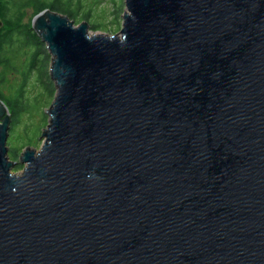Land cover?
Wrapping results in <instances>:
<instances>
[{
	"label": "water",
	"instance_id": "1",
	"mask_svg": "<svg viewBox=\"0 0 264 264\" xmlns=\"http://www.w3.org/2000/svg\"><path fill=\"white\" fill-rule=\"evenodd\" d=\"M124 3L32 19L56 94L18 175L0 101V264H264V0Z\"/></svg>",
	"mask_w": 264,
	"mask_h": 264
},
{
	"label": "rangeland",
	"instance_id": "2",
	"mask_svg": "<svg viewBox=\"0 0 264 264\" xmlns=\"http://www.w3.org/2000/svg\"><path fill=\"white\" fill-rule=\"evenodd\" d=\"M43 1L49 3L51 0ZM62 1L70 6L79 5L76 18L69 19L74 26L87 22L90 35L119 34L123 24L122 16L126 12L124 0ZM1 2L9 6L18 0H0V4ZM25 12L23 23L32 28L34 12L31 8H27ZM86 13L88 19L84 20L82 16ZM92 25L96 26L94 30L90 28ZM3 28L5 29L4 23ZM42 44L33 42L28 47L19 46L18 49H15L17 45L15 47L5 46L8 60L5 58L0 66V96L9 105L10 116L15 104L18 108L25 109L18 116L19 121L16 125L12 124V119H10L6 141L7 157L14 162L11 173L15 175L21 174L25 168V165L20 163L23 152L27 148L39 151L43 145L44 139L40 135L47 127L49 118L46 112L56 94L54 82L49 74L53 57L46 44L43 42ZM29 69L31 71L27 73Z\"/></svg>",
	"mask_w": 264,
	"mask_h": 264
},
{
	"label": "trees",
	"instance_id": "3",
	"mask_svg": "<svg viewBox=\"0 0 264 264\" xmlns=\"http://www.w3.org/2000/svg\"><path fill=\"white\" fill-rule=\"evenodd\" d=\"M27 8H31V10L34 12L33 16L38 14L40 11L47 9L57 14L61 13L63 14L61 16H65L68 19H73L77 16L79 5L76 4L70 6L68 3L63 2L62 0H51L49 3L43 0H18V2L12 3L9 6L6 5V3L1 2L0 19L3 20L5 29H0V66L4 63L5 58L8 60L4 49L5 46L15 47L17 45L15 49H18L20 47L22 48V46L28 47L33 42H39L42 44V40L36 31L29 25L23 23V18L26 14L25 10ZM82 17V19L87 20L88 14L86 13ZM90 28L91 30H94L96 26L92 25ZM30 71V69L27 70V73ZM26 75H24V77ZM0 101L5 103L10 110L9 105L3 100L2 96H0ZM24 110V108L22 110L21 108H18L16 104L14 105L12 114L10 116V119H12V124L15 123L16 125L18 123V116H20Z\"/></svg>",
	"mask_w": 264,
	"mask_h": 264
}]
</instances>
